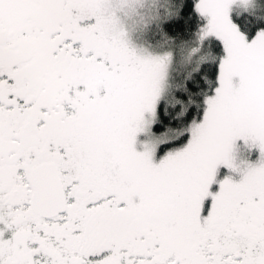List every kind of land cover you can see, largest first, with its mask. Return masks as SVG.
<instances>
[{
  "label": "snow or ice",
  "instance_id": "obj_1",
  "mask_svg": "<svg viewBox=\"0 0 264 264\" xmlns=\"http://www.w3.org/2000/svg\"><path fill=\"white\" fill-rule=\"evenodd\" d=\"M0 264H264V0H0Z\"/></svg>",
  "mask_w": 264,
  "mask_h": 264
}]
</instances>
